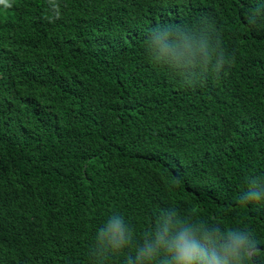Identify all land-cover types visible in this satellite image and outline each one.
Segmentation results:
<instances>
[{"label":"trees","instance_id":"obj_1","mask_svg":"<svg viewBox=\"0 0 264 264\" xmlns=\"http://www.w3.org/2000/svg\"><path fill=\"white\" fill-rule=\"evenodd\" d=\"M256 176L264 0H0V264H124L165 210L247 230L264 264ZM112 213L119 254L95 245Z\"/></svg>","mask_w":264,"mask_h":264},{"label":"clouds","instance_id":"obj_2","mask_svg":"<svg viewBox=\"0 0 264 264\" xmlns=\"http://www.w3.org/2000/svg\"><path fill=\"white\" fill-rule=\"evenodd\" d=\"M150 43L159 56L177 55L167 33L153 34ZM240 199L264 203V176L249 179ZM133 239L134 231L122 213L109 214L95 230V245L101 253L119 254ZM253 247L252 235L243 228H221L165 210L142 242L127 253L124 264H250Z\"/></svg>","mask_w":264,"mask_h":264},{"label":"bare ground","instance_id":"obj_3","mask_svg":"<svg viewBox=\"0 0 264 264\" xmlns=\"http://www.w3.org/2000/svg\"><path fill=\"white\" fill-rule=\"evenodd\" d=\"M250 110V109H249Z\"/></svg>","mask_w":264,"mask_h":264}]
</instances>
